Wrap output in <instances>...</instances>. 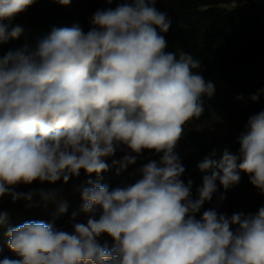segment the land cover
<instances>
[{"label": "clouds", "instance_id": "obj_1", "mask_svg": "<svg viewBox=\"0 0 264 264\" xmlns=\"http://www.w3.org/2000/svg\"><path fill=\"white\" fill-rule=\"evenodd\" d=\"M35 2L0 0V45L19 39L23 27L13 21ZM157 2L124 0L96 10L87 32L79 24L53 27L34 44L0 55V198L33 206L38 197L46 205L61 189L17 186L67 184L81 170L96 177L77 188L82 205L68 220L71 231L43 220L9 226L4 235L13 256L0 264H264V206L231 216L209 208L197 219L217 182L226 192L242 172L264 196V110L238 134V152L225 148L217 161L213 150L198 163L206 174L193 199L176 148L216 88L196 71L199 59L167 50L172 21ZM261 95L264 89L249 99ZM145 150L159 160L143 164L134 183H101L102 173L114 167L119 174ZM117 152L124 154L115 159ZM66 212L61 204L53 220ZM7 223L0 212V228Z\"/></svg>", "mask_w": 264, "mask_h": 264}, {"label": "trees", "instance_id": "obj_2", "mask_svg": "<svg viewBox=\"0 0 264 264\" xmlns=\"http://www.w3.org/2000/svg\"><path fill=\"white\" fill-rule=\"evenodd\" d=\"M124 0H71L63 6L55 0H36L26 11L17 15L14 25H21L23 33L12 41L14 48L25 42L34 44L48 35L53 27H71L79 24L87 32L90 18L98 9L115 8ZM233 5V6H231ZM156 7L167 12L171 18V27L164 34L168 42V51H183L193 55L201 62L196 70L206 81L215 84V94L204 97V112L197 119L193 118L184 125V134L176 151L185 167L181 177L185 183L193 181L192 195L197 198L196 189L202 185L203 175L197 165L215 150L212 159L219 161L225 148L236 153L239 149L238 134L244 130L248 118L264 110V95L258 102H251L249 97L259 89H264V0H158ZM225 85V89L220 88ZM243 95V100L237 96ZM226 121V126L215 136L206 137L205 132L217 125V117ZM124 153L117 152L115 159ZM111 165L113 158H105ZM150 160H159V156L148 150L138 157L137 163L117 174L116 168L101 174V183L109 188L134 183L139 178L137 170ZM210 174V173H207ZM91 177L81 170L79 177L70 178L67 184L58 181L55 184L34 181L31 185H19L17 191L28 192L33 189H61L54 202L46 205L34 198L33 206L23 200L12 202L11 197L0 199V212L7 213L8 223L0 228V259L13 256L8 248V237L4 235L9 226L15 227L30 220H43L54 223L57 228L71 231L68 220L71 213L79 211L82 205L77 188ZM218 192L211 202L205 203L203 211L215 208L218 213L231 216L234 212L255 213L264 206V196L249 182L248 175L241 173V181L231 189L225 190L217 182ZM223 193L225 199L218 203V196ZM61 204L67 205V212L53 220ZM38 205V206H37ZM111 244V240L108 237ZM103 242V240L101 241ZM14 258V257H13Z\"/></svg>", "mask_w": 264, "mask_h": 264}, {"label": "rangeland", "instance_id": "obj_3", "mask_svg": "<svg viewBox=\"0 0 264 264\" xmlns=\"http://www.w3.org/2000/svg\"><path fill=\"white\" fill-rule=\"evenodd\" d=\"M231 6H233V5H231ZM14 47V45H13V43H12V41H9V42H7V43H5V44H3V45H0V55H3L5 52H7L9 49H12ZM220 88L221 89H225V85L224 84H220ZM224 126H226V121H225V119L223 118V117H221V116H218L217 117V125L214 127V128H212V129H210V130H208L207 132H205V135H206V137H210V136H215V135H217L218 133H220L222 130H223V127ZM180 142V141H179ZM179 142H178V145H177V148H176V151L178 150V148H179ZM114 158V157H113ZM7 197H9L8 195H5L4 197H2V198H7ZM2 198H0V199H2ZM79 220L81 221V222H83L84 220H85V217L83 216V215H81L80 217H79ZM70 226V225H69Z\"/></svg>", "mask_w": 264, "mask_h": 264}]
</instances>
